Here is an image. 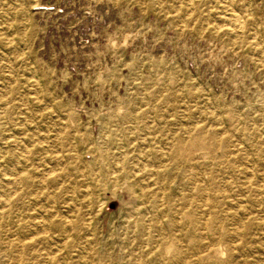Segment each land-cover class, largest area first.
I'll return each instance as SVG.
<instances>
[{"label": "rangeland", "instance_id": "1", "mask_svg": "<svg viewBox=\"0 0 264 264\" xmlns=\"http://www.w3.org/2000/svg\"><path fill=\"white\" fill-rule=\"evenodd\" d=\"M0 264H264V0H0Z\"/></svg>", "mask_w": 264, "mask_h": 264}, {"label": "bare ground", "instance_id": "2", "mask_svg": "<svg viewBox=\"0 0 264 264\" xmlns=\"http://www.w3.org/2000/svg\"><path fill=\"white\" fill-rule=\"evenodd\" d=\"M230 1V0H229ZM192 2V1H191ZM190 3V2H189ZM181 5V4H180ZM233 11V10H232ZM233 16H235V15H233ZM223 17V16H222ZM231 18H232V16H231ZM238 18V17H237ZM236 19V18H235ZM238 19H240V18H238ZM232 20H233V18H232ZM236 21V20H235ZM233 23V22H232ZM236 24V23H235ZM243 24V23H242ZM234 25V24H233ZM235 26V25H234ZM237 26H239V25H237ZM241 26V25H240ZM239 29V28H238ZM242 29V28H241ZM240 29V30H241ZM131 149V148H130ZM25 152V151H24ZM27 153V152H26ZM117 163V162H116ZM114 170V169H113ZM112 170V171H113ZM113 175V174H112ZM151 178V177H150ZM87 187V186H86ZM207 236V235H206ZM83 250H85V249H83Z\"/></svg>", "mask_w": 264, "mask_h": 264}]
</instances>
